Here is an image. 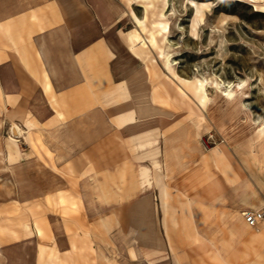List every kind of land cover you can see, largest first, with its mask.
<instances>
[{
	"label": "crops",
	"instance_id": "1",
	"mask_svg": "<svg viewBox=\"0 0 264 264\" xmlns=\"http://www.w3.org/2000/svg\"><path fill=\"white\" fill-rule=\"evenodd\" d=\"M119 12L0 0V197L46 238L35 264H264V221L243 217L264 186L238 148L202 147L203 116L149 78Z\"/></svg>",
	"mask_w": 264,
	"mask_h": 264
},
{
	"label": "rangeland",
	"instance_id": "2",
	"mask_svg": "<svg viewBox=\"0 0 264 264\" xmlns=\"http://www.w3.org/2000/svg\"><path fill=\"white\" fill-rule=\"evenodd\" d=\"M114 2L124 18L122 39L140 49L149 78L172 79L178 95L203 116L208 133L199 139L202 147L238 148L264 186V0ZM113 41L135 68L133 57ZM0 130V138L15 135L5 124ZM27 222L24 207L0 197V264H35L36 256L43 257L46 238L35 240Z\"/></svg>",
	"mask_w": 264,
	"mask_h": 264
},
{
	"label": "built area",
	"instance_id": "3",
	"mask_svg": "<svg viewBox=\"0 0 264 264\" xmlns=\"http://www.w3.org/2000/svg\"><path fill=\"white\" fill-rule=\"evenodd\" d=\"M243 217L248 226L254 227L257 222L264 220V211L245 212Z\"/></svg>",
	"mask_w": 264,
	"mask_h": 264
},
{
	"label": "bare ground",
	"instance_id": "4",
	"mask_svg": "<svg viewBox=\"0 0 264 264\" xmlns=\"http://www.w3.org/2000/svg\"><path fill=\"white\" fill-rule=\"evenodd\" d=\"M222 84V83H221ZM225 87V86H224ZM202 98L204 99V101L206 102V103H208V102H210V101H212V99L211 98H208L205 94L204 95H202ZM262 128H264V127H261V131H264V129H262Z\"/></svg>",
	"mask_w": 264,
	"mask_h": 264
}]
</instances>
